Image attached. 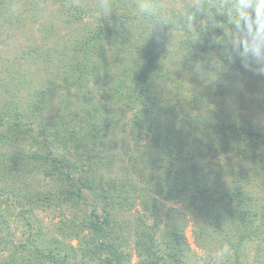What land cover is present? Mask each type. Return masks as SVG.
<instances>
[{"label": "trees", "instance_id": "trees-1", "mask_svg": "<svg viewBox=\"0 0 264 264\" xmlns=\"http://www.w3.org/2000/svg\"><path fill=\"white\" fill-rule=\"evenodd\" d=\"M236 4L237 0H196L194 5L186 7V14L171 13L167 23H163V28L156 33L152 32V27H148L146 37L137 35L140 38L136 40L137 52L131 49L133 59L123 62L125 74H121L123 77L119 78L117 84V95L123 96L126 106L120 111L122 114L119 117L127 121L125 124L130 130L129 134L139 142H146L145 149L140 152L138 165H132L133 172L126 169L121 176L104 175L98 170L100 165L95 163L93 155L87 156L85 161H82L84 156L81 153L73 158H69L71 155L66 151L63 155H57L46 142L42 143L45 147L43 153L31 152L42 142L34 132L40 125V116L45 115L40 113L36 117L33 109L43 108L35 103L23 110L21 105L14 109V116L4 113L0 108V127H4V130L0 129V142L5 147L8 145V161L16 165L18 159L22 158L28 164L35 165L34 168L40 167L45 175L56 176L55 181H59V184L53 191L44 193L45 202L54 201L55 205L56 200L65 199L63 196L69 192L70 197L66 195V200L72 207H75L74 202H84L87 210H90L89 215H83L82 226L72 227L71 223L76 224V219L69 225L65 223L67 228L61 232L63 240L54 237L52 242L42 241L38 244L37 240L27 237L26 243L15 247L30 253L25 264H130L136 255L141 259L138 264H190L186 227L173 217L163 219L158 215L162 206L160 198L175 205L184 204L190 210L195 222H199L200 240L205 236L204 230L209 218L214 216L216 207H222L233 218L234 224L238 225L235 233H240L232 264H246L243 258H249L248 246L252 247L253 244H257L256 255L261 256L255 260V264H264V206L253 199V187L242 183L246 172L250 180L260 182L258 186H264V127L253 121L238 122L225 107L216 104L222 103L234 92L237 83L247 75L251 76L256 68L253 58L243 57L242 50L237 46L241 34L235 28ZM74 8L75 15H78L79 7ZM143 13V20L150 23L153 21L149 18L159 17L157 13ZM123 14L125 17L117 18L120 26L107 18L83 45L82 60L72 68V75L78 79L79 86L84 81L92 80L98 84L104 80L102 76L105 78L103 73L111 71L106 67V45H113L116 33L129 44L135 43L129 29H125L131 18L128 7ZM134 15L138 16L136 13ZM109 22L116 24L111 26ZM193 22L198 25L191 27ZM179 32L182 49L176 63L179 72L187 71V68L196 73L205 72L211 93L194 96L187 99L186 103L182 101L180 104V100H177L161 106L157 83L167 74L162 72L163 60L171 56L169 47H163L162 43L173 40ZM142 41L145 45L141 48L139 43ZM90 48L91 53H87ZM246 61L249 64L247 68L244 67ZM258 65L264 68V61H259ZM116 73L119 74L118 71ZM108 102L112 103L110 100ZM91 105L99 113H94L95 116L103 117L106 124L104 127L95 122L92 110L86 112L82 124L91 128L94 137L106 135V129L110 126H121L119 117L115 114L108 116L107 105H101L99 101ZM125 112H131L132 115ZM75 117L79 118L77 114ZM25 119L28 121L25 122ZM54 127L55 142L60 137L66 140L63 132L57 130V124ZM76 133L71 131L70 139H75L73 135ZM82 139H75L78 146H83ZM19 141L26 145H19ZM100 143L108 151L104 156L116 168L119 165L118 161L114 162L117 155L103 139ZM208 144L215 145L217 153L198 156V151ZM228 150L242 158H258L261 164L257 167H235L232 172L236 174L237 180L225 185L220 174L214 171L212 159ZM119 170L124 168L120 167ZM84 191L92 193L91 201ZM24 197L29 207L24 209L21 204L19 214L27 217V225L32 231V211L44 202H40L43 198L30 193ZM137 203L151 211L154 224H149L148 218L142 216L137 219L135 228L129 230L131 221L123 217ZM42 234L39 228L37 235ZM207 235L210 237L211 234ZM73 240L78 242L77 245L72 244ZM11 262L15 264L16 261L12 259Z\"/></svg>", "mask_w": 264, "mask_h": 264}, {"label": "rangeland", "instance_id": "rangeland-1", "mask_svg": "<svg viewBox=\"0 0 264 264\" xmlns=\"http://www.w3.org/2000/svg\"><path fill=\"white\" fill-rule=\"evenodd\" d=\"M195 2L196 0H0V108L10 116H14V109L21 105L23 110L35 103L43 108L41 110L40 108L33 109L34 116L39 117L37 115L40 113L45 115L40 116V125L34 132L39 135V140L42 142L31 152L43 153L45 148L43 144L46 142L50 146V150L53 149L57 155H63L66 151L71 155L69 158H73L81 153L84 156L82 161H85L87 156L93 155L95 163L100 165L98 170L104 175L121 176L122 172H126V169L133 172L132 165H138L140 152L145 149L146 142H139L129 134L130 130L125 124L127 121L119 117L122 114L120 111L126 109L125 99L123 96L117 95L118 80L125 74L124 63L133 59L130 51L132 48V50H136L137 35L142 34L143 37H146L148 27H152V32L156 33L161 27L163 28V23H167L171 13L180 12L184 15L187 13L186 7L194 5ZM75 6L79 7L76 13L78 15H75ZM127 7L131 18L125 29H129L135 43L129 44L116 33L113 45L110 47L106 45L108 53L106 67L111 71L103 73L105 78L102 76L104 80L98 84L93 80L89 82L83 80V85L79 86L78 79L72 75V68L82 60L83 45L90 34L103 25L107 18L120 26V21L117 18L125 17L123 13ZM143 12H150L151 15L157 13L159 17L152 16L153 18L149 19L153 23H150L141 17ZM135 13L138 14L137 17H135ZM116 23L109 22V25L112 26ZM197 25L193 22L191 27ZM180 40L179 32L177 36L173 37V40L165 44L162 43L163 47H169L171 56L163 60L162 72H167V74L162 76L157 83L158 101L161 106L175 103L177 100H180V104L182 101L186 103L187 99L194 96L203 94L207 96L211 93L205 80L208 76L205 72L196 73L189 68L187 71L179 72L176 63L181 57ZM144 45L143 41L139 43L141 48ZM91 50L92 48L87 53H91ZM141 53L143 52L141 51ZM162 56L160 55V57ZM252 61L256 68L251 76L247 75L240 83H237L238 85L236 84L234 92H231L222 103L217 102L216 104L225 107L238 122L253 121L264 127V74L257 71L260 69L259 61L255 59ZM117 71L119 74L116 73ZM213 98L217 97L213 96ZM109 100L112 102L111 104H109ZM97 101L101 105H107L109 117L114 114L117 118L119 117L121 126H110L106 129V135H97L96 138L93 136L91 128L82 123L86 112L92 110L94 121L106 126L105 119L97 118L98 116L94 114L99 113L94 111L91 104ZM125 113L132 115L131 112ZM75 114L79 118H76ZM171 118L174 119V117ZM175 119L177 118L175 117ZM26 121L28 119H25ZM56 124L57 130L63 132L66 140L60 137L55 142L53 139ZM0 129L4 130V127L1 126ZM73 130L77 131L73 135L75 139L83 138V146H78L75 139H70ZM84 135L89 140H86ZM102 139L111 147L114 155H117L116 158L112 157L114 162L118 161L119 163L116 168L113 166V162L104 156V153L108 154V151L103 149V144L100 143ZM18 144L26 145L22 141H19ZM53 144L54 146H52ZM63 146H66V149ZM101 148L103 152H100ZM9 151L8 145L5 147L0 142V264H9L12 259H15V264H25L30 253L15 247L26 243L27 237L30 236L37 240L38 244L42 241L52 242L54 237L62 239L61 232L67 228L65 223L69 225L72 220L76 219L77 223H71L72 227L74 225L82 226L83 215H89L90 210H87L84 202L79 204L74 202L75 207H72L73 205L71 206L66 200V195L70 197L69 192L63 196L65 199L56 200L55 205L54 201L52 203L45 202L44 193L53 191L56 184H59V181H55L56 176L45 175L40 167L34 168L35 165L28 164L22 158L18 159L16 165H13L7 159ZM232 152L228 150L216 155L217 158H213L216 156L212 157V164L215 165L214 171L220 174V179L225 185H230L236 179V174L232 172L235 167H257L258 164H261L258 158L253 160L242 158ZM215 153H217L215 145L208 144L197 154L198 156L201 154L211 156ZM120 167H123L124 170H119ZM76 176L78 177V174ZM216 178L218 179V177ZM244 178L242 183L253 187L252 196L255 202L264 206V186H258L257 183L260 182L250 180L246 172H244ZM146 185L151 187L149 184ZM26 193L37 195L39 198H43L40 199V202H44L40 207H37L38 209L34 208L32 211L31 219L33 221L30 220L33 226L30 227L32 231L27 225V217L19 214L20 209L29 207L24 197ZM83 193L89 195L90 201L92 200L91 192L84 191ZM154 195L156 196V194ZM159 201L162 203L161 212L158 213L160 217L163 219L173 217L174 220L181 221L180 223L186 227V236L190 246L188 259L190 264H232L234 262L235 246L237 247L240 233H235L238 225L234 224L233 218L225 209L216 207L214 216L209 218V224L206 228L204 227L205 236L202 238L203 240H200L199 222H195L194 216L184 204L175 205L162 198ZM27 216L30 218L29 215ZM142 216L148 218L149 224H154L151 211L145 209L140 203H137L123 218L126 221H131L130 230L131 227L135 228L137 219ZM39 228L43 233L40 236L37 235ZM59 229H61L60 232H58ZM207 233L211 234L210 237ZM77 243V241H72L73 245H77ZM256 245L248 246L250 256L243 258L246 264H255L261 258L260 255H256ZM224 247H227L229 252L221 259L217 253ZM136 256L133 257L130 264L141 262V259ZM77 260L81 261L80 258ZM11 264L14 263L11 262ZM89 264L96 263L90 262Z\"/></svg>", "mask_w": 264, "mask_h": 264}, {"label": "clouds", "instance_id": "clouds-1", "mask_svg": "<svg viewBox=\"0 0 264 264\" xmlns=\"http://www.w3.org/2000/svg\"><path fill=\"white\" fill-rule=\"evenodd\" d=\"M234 15L235 28L241 34L237 41L241 55L264 61V0H237ZM244 67H249L247 61ZM257 71L264 74V68ZM228 252L224 247L217 255L223 259Z\"/></svg>", "mask_w": 264, "mask_h": 264}]
</instances>
